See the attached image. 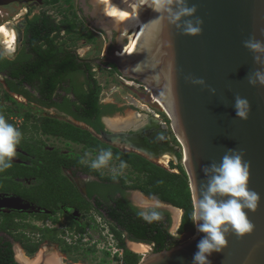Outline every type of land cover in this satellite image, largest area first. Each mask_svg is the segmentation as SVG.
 <instances>
[{"label": "flooded vegetation", "instance_id": "1", "mask_svg": "<svg viewBox=\"0 0 264 264\" xmlns=\"http://www.w3.org/2000/svg\"><path fill=\"white\" fill-rule=\"evenodd\" d=\"M96 3L97 6L89 0H0V114L23 133L12 167L0 172V197L16 196L21 199L17 206H29L26 212L11 208L0 211V264H51L50 260L56 261L57 253L63 254L59 245L33 230H55L44 226L48 221L58 224L64 221L63 225L67 221L80 227L78 221L84 222L86 217L91 220L97 214L109 228L111 224L107 214L118 215L122 220L140 218L146 221L138 213L149 209L137 207L127 197L129 190L137 191L136 199L144 200L142 198L146 197L140 190L132 188L133 174L130 177L101 175L82 164L79 153L62 152L50 146L51 142L32 136L45 135L68 145L80 146V151L99 153L90 152L82 144L69 139L44 134L41 130L43 122H48L50 127L70 125L88 133L99 144L121 153L135 154L155 165L151 159L163 166L162 160L169 163V159L176 158L173 151L176 146L170 140L171 135L173 138L176 136L160 101L154 100L143 83L122 76L113 64L104 61L110 56L125 58L128 41L125 34L120 33V42H117L116 26H110L114 24L110 20L112 18L101 14V3L99 0ZM6 37L8 41H5ZM100 39L104 45L96 56L88 55L91 47L81 51L80 44L97 43ZM104 70L135 85H126L136 90L126 103L131 110V118L122 121L112 119L116 114L121 115L124 108L112 100L101 98L102 87L97 73ZM28 130L32 132L26 136ZM37 149L51 155L58 151L73 159L69 166H62L61 175L72 184L75 194L68 196L56 212H51L54 206L52 194L44 193L37 181V165L34 164L37 156L33 154ZM111 161L120 164L114 158ZM88 206L92 208L83 210ZM157 211L162 213V219L153 222L160 226L161 236L167 232L177 244L183 243L184 239L169 232L172 222L169 215L162 210ZM83 225L90 226V223L84 222ZM58 231L61 233L59 238L67 246L88 249L83 239H62V232ZM121 236L126 249L140 257L154 252L152 243L130 239L127 233ZM128 243L144 245L148 251L134 252L128 248ZM29 244H38L35 253L27 251ZM45 248H53L57 253H47L48 257L38 260ZM60 257L63 258L62 255Z\"/></svg>", "mask_w": 264, "mask_h": 264}, {"label": "water", "instance_id": "2", "mask_svg": "<svg viewBox=\"0 0 264 264\" xmlns=\"http://www.w3.org/2000/svg\"><path fill=\"white\" fill-rule=\"evenodd\" d=\"M111 2L126 12H131L132 4L142 21L153 19L141 65L130 66L116 56L104 61L166 103L172 131L183 146L192 204L195 197L202 198L214 174L210 170L206 174L205 168L219 165L229 150L239 151L250 165L248 187L260 195L256 211L246 210L254 229L242 237L229 233L223 252L211 255V264H264V86L248 83L256 71H264V54L244 47V41L252 37L264 41V0H186V6L194 5L197 11L175 22L172 14L183 6L182 0H171L170 12L163 11L161 0L143 5L139 0ZM197 20L202 21L201 32L185 35L186 23L195 25ZM254 56L260 57L259 63ZM198 80L204 83H195ZM237 97L248 101L247 119L236 115ZM20 202L16 196L0 197V211L26 212L28 204L17 206ZM203 235L194 226L191 239L145 254L137 264H193Z\"/></svg>", "mask_w": 264, "mask_h": 264}, {"label": "clouds", "instance_id": "3", "mask_svg": "<svg viewBox=\"0 0 264 264\" xmlns=\"http://www.w3.org/2000/svg\"><path fill=\"white\" fill-rule=\"evenodd\" d=\"M170 4L171 0H166V2L161 0L164 12L171 11ZM182 5L172 14V22L179 21L184 16H193L197 11L194 5L186 6V0H182ZM201 23L202 21L197 20L194 25L188 21L184 27V34L198 35L201 32L199 26ZM244 47L253 53L264 54V41L254 37L244 41ZM254 59L257 63L260 62L259 56H254ZM195 83L203 84L204 81L198 80ZM248 83L253 87L257 84L264 86V71H256L254 77H249ZM235 110L238 118L247 119L248 101L237 97ZM22 138L23 133L0 114V172L12 167ZM90 155L86 152L85 158L80 162L87 164L93 170L107 167L113 159L111 150H101L95 158L86 159ZM127 166L125 161H121L119 168L125 169ZM249 168L250 165L244 161L243 155L235 150H229L222 157L219 165L212 164L209 168H205L206 174L209 170L214 174L208 181L206 191L201 193L202 198L195 197L193 203L190 219L196 230L204 234L196 245L197 251L193 254V264H211V255L214 252H223L229 233L242 237L253 231L254 225L248 219L246 210L256 211L260 195L248 187ZM217 195L224 199H216ZM157 207L158 205H154L149 210L140 211L138 215L149 223L159 221L162 219V213L156 210Z\"/></svg>", "mask_w": 264, "mask_h": 264}, {"label": "trees", "instance_id": "4", "mask_svg": "<svg viewBox=\"0 0 264 264\" xmlns=\"http://www.w3.org/2000/svg\"><path fill=\"white\" fill-rule=\"evenodd\" d=\"M112 67H114L112 65ZM115 68V67H114ZM41 130L44 134H51L69 139L70 141L82 144L83 148L90 152H100L101 150H111L113 158L117 162L125 161L131 168L134 175V184L132 188L140 190L146 197L156 198L157 200L171 205L182 211L181 220L177 229V234L185 232H193L194 225L190 219L193 209L189 181L185 171L178 167V173H170L169 171L131 153H121L116 149L106 147L94 141L88 133L81 132L70 125H59L50 127L48 122H43ZM33 154H36L37 168L35 174L37 181L42 185L44 193H50L53 196L54 206L51 212L58 211L60 204L69 196L75 194L73 186L61 175L62 166H69L73 159L71 156H65L58 151L48 153L47 151L37 149ZM49 157H52L49 158ZM52 160L51 163H49ZM91 206L83 208L88 211ZM109 221L112 233L118 239V244L124 250L123 263L137 264L139 256L128 251L121 239L123 233H127L130 239L145 241L154 244V252H160L165 249H170L177 244L175 238L167 232L161 236L160 226L155 222L143 221L137 219L122 220L118 215L106 216ZM35 228V227H34ZM34 231L39 232L42 238L50 240L59 245L61 253L64 255L77 254L80 250L78 246H67L60 236L58 230H47L35 228ZM38 244H29L26 249L29 254L35 253ZM84 253L94 254L93 248L84 250Z\"/></svg>", "mask_w": 264, "mask_h": 264}, {"label": "rangeland", "instance_id": "5", "mask_svg": "<svg viewBox=\"0 0 264 264\" xmlns=\"http://www.w3.org/2000/svg\"><path fill=\"white\" fill-rule=\"evenodd\" d=\"M89 1H90V3L92 5L97 6L96 5L97 4L96 3L97 0H89ZM110 26L113 27L114 24L111 23ZM117 31H118L117 32L118 33L117 34V42L119 43L120 42V37L119 36H120V33L121 32L118 29H117ZM129 35L128 34L125 35L127 41H128ZM79 44H80V42H79ZM80 45H81L80 49H81L82 52H83V50H85L86 47H91L92 50L89 52L88 55H90V56H96L98 53H100L102 51L104 42L100 39L99 41H97V43H95V42L88 43L87 42L86 45H83V44H80ZM125 57L127 58L129 56H125ZM97 80L99 81V83L101 84V87H102L101 98L103 100H105V101L112 100V101H114L118 105V107L124 108L120 112L121 115L118 114V116H117V114H116L114 117H112V119L116 120V118H117V120L122 121L124 119L131 118L132 113H131V110L128 108L129 106L128 107L126 106L127 105L126 103L129 100L128 99L129 96L133 94L132 92L133 91L136 92V90H134V88L132 90V88H128V86L135 87V85L131 81H129V80H125V79L123 80L121 78L119 79L115 75H112L111 73H109L107 70L98 72L97 73ZM126 85H128V86H126ZM153 97L155 98L154 99L155 101H158V102L160 101L154 95H153ZM133 119H134V117H133ZM31 132H32L31 130H28V132L26 133V136L31 135ZM32 136H35V137H37V138H39L41 140H45L48 143L51 142V145L50 146H53L55 148H58L62 152H66V151L67 152L68 151L76 152V153H79L80 154V156L82 157V159L85 158L84 154L86 152H84L83 150L80 151V146L68 145L65 142H63L61 140H58V139H55V138L54 139H52V138H46L45 135H39L38 134V135H32ZM170 138H171L170 139L171 140V143H173L172 145L174 147L176 146V150H174V148H173V151H175L176 154H177L176 155V158L175 157H172V159H169L168 167H165L164 165L163 166L160 165L154 159H151L150 161L155 162L156 165H158L159 167H161V168L169 171L170 173H178V169H177L178 167H181L185 171L184 164H183V159H184L183 146H182L180 140L177 139V137L176 138H173L172 135H171ZM90 154L91 155L89 157H87L86 159H89L90 160V159L95 158L96 155H98V154H94V153H90ZM119 165L120 164H118L116 162L110 161L109 162V165L107 167L98 169L96 171L98 173H100L101 175H104V176L107 175L108 177H116V176L130 177V175L132 174L130 168L127 167L125 169H120L119 168ZM82 177L85 178L84 176H82ZM127 197L137 207H139L141 209H144V210L151 209L154 205H158V207L156 209L157 210H162V211L166 212L169 215V217L171 218V220H172L171 225L169 227V232L172 235H174V236L178 235V237H181V239H184L185 241H187V240H189V239H191L193 237L194 231L193 232H185V233L180 234V235L176 233V230H177L178 225H179L180 217H181V214H182V211L181 210H179L177 208H174L171 205L164 204L163 202L158 201L155 198H146V197H144V198H142V199H144L143 203L142 204H139L135 200V198H137V191H134V190H132V191L129 190V193H128ZM29 220H31V219H29ZM84 222L85 223H89L90 222L89 218L86 217V219L84 220ZM63 223H65V222L63 221ZM63 223L62 222L61 223L59 222V225H63ZM66 225L73 226L72 222H67V221H66ZM136 245L137 244L128 243V246H129L128 248H130L134 252H139V253H145V251H148V249H147L148 247H146V246H145V249L143 248L142 251L141 250L136 251L137 249L134 248V246H136ZM137 246H140V245H137ZM85 249H86L85 247L80 248V250H79V252L77 254H70V255H63V254H61L63 258H61L60 257L61 255L59 253H57L53 248H50L49 249L50 250L49 253L50 254L57 253V255L59 257V258L56 257L57 264H100V263H98V260L96 259L95 254L90 255L88 253H84V250ZM43 254H44V256H42ZM46 254L47 253L45 252V249H43L41 251V253L39 254L40 256H39L38 260H40L41 258L45 257ZM46 257H48V256H46ZM141 259H142V257L139 256V261ZM38 260H36V261H38ZM110 263H111L110 261H107L106 264H110Z\"/></svg>", "mask_w": 264, "mask_h": 264}, {"label": "bare ground", "instance_id": "6", "mask_svg": "<svg viewBox=\"0 0 264 264\" xmlns=\"http://www.w3.org/2000/svg\"><path fill=\"white\" fill-rule=\"evenodd\" d=\"M147 1L148 0H139V2L141 3L140 5L147 3ZM99 2L101 3L100 10H99L100 13L103 14L108 19L112 18L110 20L113 21L114 26H116V28L120 30L121 33H124L125 35L130 34L128 37V47L124 51V54L129 57L127 58L125 57L122 59L119 58V59L129 62L130 66L141 65L146 60L147 45H148V41L150 38L148 35L151 33L153 19L147 22L142 21L137 15V10H136L137 7L132 4L130 7L131 12H126V11H123L118 5L112 3L111 0H99ZM0 37H2L1 32H0ZM8 40L9 38L6 37L5 41H8ZM160 97L161 98L165 97L164 92L160 93ZM161 101L163 103H161ZM161 101H160L161 107H163L165 111L168 112L166 108V103L163 100ZM183 161H185V155H184ZM162 162L161 163L164 166L168 164L166 160H162ZM135 200L138 203H141L144 201V200H141V198L140 199L135 198ZM143 246L144 245L137 246V247L134 246V248L143 250V248L145 249V246L144 247ZM49 249L50 248H45V252L49 253L50 252ZM50 262L51 264H56V261L54 259L50 260Z\"/></svg>", "mask_w": 264, "mask_h": 264}, {"label": "built area", "instance_id": "7", "mask_svg": "<svg viewBox=\"0 0 264 264\" xmlns=\"http://www.w3.org/2000/svg\"><path fill=\"white\" fill-rule=\"evenodd\" d=\"M82 221L77 222L80 227L59 225L52 221L45 222L44 226L60 230L62 239H83L88 248L94 249L98 262L105 260L110 261V264H124L123 248L119 246L109 225L97 215L92 216L90 226H84Z\"/></svg>", "mask_w": 264, "mask_h": 264}]
</instances>
